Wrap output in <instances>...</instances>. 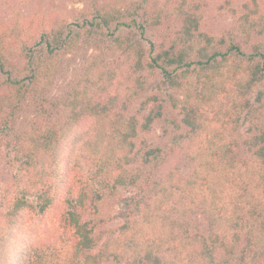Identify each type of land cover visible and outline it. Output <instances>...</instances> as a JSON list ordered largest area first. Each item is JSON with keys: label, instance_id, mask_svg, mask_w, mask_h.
<instances>
[{"label": "trees", "instance_id": "1", "mask_svg": "<svg viewBox=\"0 0 264 264\" xmlns=\"http://www.w3.org/2000/svg\"><path fill=\"white\" fill-rule=\"evenodd\" d=\"M85 1L72 20L0 19V148L16 169L0 183V264H264V7L246 2L210 34L202 0ZM28 100L35 116L17 130ZM57 202L59 243L16 249L24 215Z\"/></svg>", "mask_w": 264, "mask_h": 264}, {"label": "rangeland", "instance_id": "2", "mask_svg": "<svg viewBox=\"0 0 264 264\" xmlns=\"http://www.w3.org/2000/svg\"><path fill=\"white\" fill-rule=\"evenodd\" d=\"M128 4L134 3L136 0H125ZM246 2H257L264 7V0H202V12L204 15L201 23V29L210 34H221L231 28L236 18L242 11ZM87 2H79L77 0H16L14 9L8 6H2L0 10V19L8 20L16 11H20L21 15L43 16L53 21L72 20L75 14L84 10ZM93 49L81 48L78 52L70 53L65 56L63 61V70L59 74L55 84L53 85L48 96L53 97L61 93L67 82L73 79L76 73L81 69L85 58ZM115 61L116 56L109 57ZM35 116V104L32 100L24 102L20 115L16 120V129L22 130L27 123ZM91 121L84 120L80 125L75 127L74 133H80L90 128ZM163 137V128L161 123H156L152 133L150 134V142H157ZM5 151L0 148V183H10L16 179V169L6 162ZM173 161H177L180 165L181 172L186 175L190 170V163L185 154L179 149H175ZM25 178V177H24ZM71 180V179H69ZM129 192L122 191L120 195H128ZM116 209V208H115ZM113 207H105L102 212L103 217H108L113 213ZM62 203H56L48 209L43 215H34L26 213L19 224L13 231V246L19 249L26 245H41L49 243H59L61 235L64 234V228L61 223L63 214ZM201 227L205 224V218H199ZM120 220L113 218L107 227L116 226Z\"/></svg>", "mask_w": 264, "mask_h": 264}]
</instances>
